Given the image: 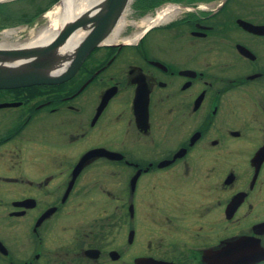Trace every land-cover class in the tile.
<instances>
[{
	"label": "flooded vegetation",
	"instance_id": "1",
	"mask_svg": "<svg viewBox=\"0 0 264 264\" xmlns=\"http://www.w3.org/2000/svg\"><path fill=\"white\" fill-rule=\"evenodd\" d=\"M133 1L0 85V264H264V0Z\"/></svg>",
	"mask_w": 264,
	"mask_h": 264
},
{
	"label": "water",
	"instance_id": "2",
	"mask_svg": "<svg viewBox=\"0 0 264 264\" xmlns=\"http://www.w3.org/2000/svg\"><path fill=\"white\" fill-rule=\"evenodd\" d=\"M59 2L61 0H58ZM129 0H97L61 23L46 40L0 47V85L59 81L77 68L87 51L115 26ZM77 28L85 30L70 48L61 46ZM62 68V72H53Z\"/></svg>",
	"mask_w": 264,
	"mask_h": 264
},
{
	"label": "bare ground",
	"instance_id": "3",
	"mask_svg": "<svg viewBox=\"0 0 264 264\" xmlns=\"http://www.w3.org/2000/svg\"><path fill=\"white\" fill-rule=\"evenodd\" d=\"M96 1L97 0H61L59 2V8L56 7V9H53L49 12L48 16H50V18H48L49 22L47 24L37 29L34 28L35 31L32 30L33 33L30 32L28 38L24 40L18 39V35H16V28L5 30L1 34L0 46H17L22 44L25 45L42 42L46 40L50 35H52L61 23L65 22L71 16H74L77 13L87 9V7H92L91 5ZM143 20L149 23L150 21H154L155 19H149V17L146 16L143 18ZM123 22L124 21L122 19L119 20V24L118 22L115 24L112 29V33L105 37L104 40L111 39L115 35L116 31L123 25ZM84 32V29L77 28L68 36L67 40L61 47L70 48L75 42L78 41V39L83 35Z\"/></svg>",
	"mask_w": 264,
	"mask_h": 264
},
{
	"label": "rangeland",
	"instance_id": "4",
	"mask_svg": "<svg viewBox=\"0 0 264 264\" xmlns=\"http://www.w3.org/2000/svg\"><path fill=\"white\" fill-rule=\"evenodd\" d=\"M2 1H4V4H6L5 6H9V10H11V15H8L10 16V18L7 19L6 23H1L0 27L1 28L10 27L11 29L16 28L17 29L16 35H18L19 40H24L28 38L30 32L33 33L35 29L40 28L41 26L47 24L49 22L48 18H50V16H48L49 12L52 11L53 9H56V7L59 8L58 0H2ZM133 3H134L133 0L129 1L121 17V19L124 21L122 27L124 26L127 27L128 26L127 24L130 23L128 28L131 30H133V26H137L136 19L138 17L137 15L133 14ZM18 25L19 27H11Z\"/></svg>",
	"mask_w": 264,
	"mask_h": 264
}]
</instances>
